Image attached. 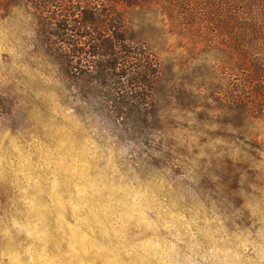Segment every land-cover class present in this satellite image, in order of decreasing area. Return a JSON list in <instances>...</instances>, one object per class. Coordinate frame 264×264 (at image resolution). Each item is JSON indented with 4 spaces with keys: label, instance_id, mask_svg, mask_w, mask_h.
<instances>
[{
    "label": "clouds",
    "instance_id": "9594fccd",
    "mask_svg": "<svg viewBox=\"0 0 264 264\" xmlns=\"http://www.w3.org/2000/svg\"><path fill=\"white\" fill-rule=\"evenodd\" d=\"M17 68L27 72L13 61L9 74ZM33 95L43 111L20 101L0 115V264H264V227L258 240L236 225L229 234L137 171L79 100Z\"/></svg>",
    "mask_w": 264,
    "mask_h": 264
},
{
    "label": "rangeland",
    "instance_id": "374dc122",
    "mask_svg": "<svg viewBox=\"0 0 264 264\" xmlns=\"http://www.w3.org/2000/svg\"><path fill=\"white\" fill-rule=\"evenodd\" d=\"M29 13L23 5L0 12V74L11 81L0 82V115L10 114L20 101L43 111L33 95L38 89L54 91L61 104L76 101L56 53L35 42ZM126 20L128 35L144 42L160 66L148 123L133 133L93 106L80 103L77 112L100 117L128 148L125 159L143 176L162 180L166 190L171 185L174 196L183 197L182 206L203 205V214L224 220L229 234L236 225L258 240L255 233L264 227V117H248L244 107L227 102L220 68L225 56L211 40L186 37L166 16L145 7ZM13 61L27 72L17 68L9 74Z\"/></svg>",
    "mask_w": 264,
    "mask_h": 264
},
{
    "label": "trees",
    "instance_id": "16d2710c",
    "mask_svg": "<svg viewBox=\"0 0 264 264\" xmlns=\"http://www.w3.org/2000/svg\"><path fill=\"white\" fill-rule=\"evenodd\" d=\"M17 5L30 12L35 42L56 53L74 99L126 130L148 123L160 76L156 56L127 33V15L141 7L186 37L211 40L225 56L227 102L264 117V0H0V12Z\"/></svg>",
    "mask_w": 264,
    "mask_h": 264
}]
</instances>
